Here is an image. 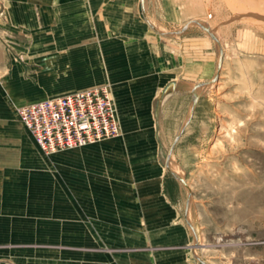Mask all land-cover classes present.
I'll list each match as a JSON object with an SVG mask.
<instances>
[{
	"label": "rangeland",
	"instance_id": "374dc122",
	"mask_svg": "<svg viewBox=\"0 0 264 264\" xmlns=\"http://www.w3.org/2000/svg\"><path fill=\"white\" fill-rule=\"evenodd\" d=\"M17 1L0 5V264H132L177 245L264 264V0ZM162 72L178 82L164 109ZM101 85L120 134L41 150L19 109Z\"/></svg>",
	"mask_w": 264,
	"mask_h": 264
},
{
	"label": "built area",
	"instance_id": "2783aa9c",
	"mask_svg": "<svg viewBox=\"0 0 264 264\" xmlns=\"http://www.w3.org/2000/svg\"><path fill=\"white\" fill-rule=\"evenodd\" d=\"M19 116L38 147L49 153L83 147L121 131L109 85L26 104Z\"/></svg>",
	"mask_w": 264,
	"mask_h": 264
},
{
	"label": "crops",
	"instance_id": "0c3cea01",
	"mask_svg": "<svg viewBox=\"0 0 264 264\" xmlns=\"http://www.w3.org/2000/svg\"><path fill=\"white\" fill-rule=\"evenodd\" d=\"M16 1L17 0H5L3 1V4L1 2L0 5H1V10L3 11V13H8L12 15L19 14V5L17 4L18 1L17 2ZM143 7L145 9L144 4H143ZM26 12H28V10L22 11V13L24 14ZM7 25H25V23L11 20V22H9ZM26 25H35V22L33 21L26 22ZM151 26L153 27L154 31H158L156 30V28H154L153 25ZM167 37H172V36L168 35ZM155 79H157L159 83L162 85L158 87L156 96L162 93L163 98L159 101L158 104H160V108L164 109L166 103L169 101V98L172 94V90L176 86H178V82H176L175 80H172V77L170 73L168 72L157 73V75H155ZM197 85L199 86L201 84H197ZM151 89L152 90H150V92H147L145 95L139 97L138 99L142 98V100H145L147 104H150L151 98H152L151 102L156 101L157 97L156 96L154 97V90H153L154 87H152ZM195 91L196 90L192 91V98H193L194 103H196V101L198 100V98L197 100L195 99L196 98ZM39 101H42V100H39ZM193 107H194V104H193ZM188 121L183 124L184 126L182 130L185 128ZM163 189H166L165 185H163ZM168 199L171 200L169 197ZM171 215L173 216V213H169L168 217H166L165 219L163 217H160L159 219L160 220H163V219L172 220V218L170 217ZM189 250H190V247L186 245L171 246L163 251H158V252H155L154 254L148 255V257L141 256L138 258H134L132 259L131 263L132 264H199V263H195L189 258Z\"/></svg>",
	"mask_w": 264,
	"mask_h": 264
},
{
	"label": "bare ground",
	"instance_id": "6f19581e",
	"mask_svg": "<svg viewBox=\"0 0 264 264\" xmlns=\"http://www.w3.org/2000/svg\"><path fill=\"white\" fill-rule=\"evenodd\" d=\"M200 22H202V20H200ZM206 23V22H205ZM207 26V25H206ZM207 28H208V26H207ZM211 28V27H210ZM212 29V28H211ZM212 32H213V30H212ZM164 33V32H163ZM210 33V32H209ZM213 33H215V32H213ZM212 33V34H213ZM219 35V34H218ZM217 36V35H216ZM218 38V37H217ZM219 44H220V41H219ZM209 83V82H208ZM213 84V83H212ZM194 85H195V83H194ZM198 86V85H197ZM212 85L210 84V85H208V86H206L205 88L204 87H196V88H194V90H196L197 91V93H199V94H203V93H205V91H207L206 89L207 88H209V87H211ZM192 87V86H191ZM210 90V89H209ZM200 97V96H199ZM176 167H178V166H176ZM180 177L181 176H183V172L182 171H180V170H176V168L173 166V168H172Z\"/></svg>",
	"mask_w": 264,
	"mask_h": 264
},
{
	"label": "water",
	"instance_id": "95a60500",
	"mask_svg": "<svg viewBox=\"0 0 264 264\" xmlns=\"http://www.w3.org/2000/svg\"><path fill=\"white\" fill-rule=\"evenodd\" d=\"M196 99V98H195ZM197 100V99H196Z\"/></svg>",
	"mask_w": 264,
	"mask_h": 264
}]
</instances>
